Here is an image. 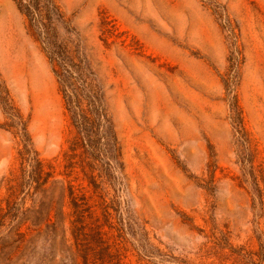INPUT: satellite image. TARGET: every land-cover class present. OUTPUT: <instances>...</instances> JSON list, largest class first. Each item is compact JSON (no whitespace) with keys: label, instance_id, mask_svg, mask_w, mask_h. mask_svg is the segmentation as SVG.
<instances>
[{"label":"rangeland","instance_id":"1","mask_svg":"<svg viewBox=\"0 0 264 264\" xmlns=\"http://www.w3.org/2000/svg\"><path fill=\"white\" fill-rule=\"evenodd\" d=\"M2 207L0 264H264V0H0Z\"/></svg>","mask_w":264,"mask_h":264},{"label":"trees","instance_id":"2","mask_svg":"<svg viewBox=\"0 0 264 264\" xmlns=\"http://www.w3.org/2000/svg\"><path fill=\"white\" fill-rule=\"evenodd\" d=\"M75 102L76 106L78 109L81 110L83 117H87L84 115V110L82 107V101L78 93L75 95ZM88 118V117H87ZM86 119V118H85ZM76 125V124H75ZM75 146V145H74ZM72 150H76V148L72 147ZM26 163H28L30 170H26L25 168ZM21 166H22V173L21 175L15 174V179L20 181L21 176L24 174H28L29 179L32 183H36L37 186L41 189L42 192H44L46 195L49 192V188L47 185L50 182V179L53 177L52 171H48L45 168V163L43 160L39 159L37 154L35 156H32V158H25L24 156L22 157L21 160ZM11 181V179H9ZM69 195L71 197H74V190L73 186H69ZM67 196V188L64 185L62 181V204L61 208L57 213H53L52 207L44 209V208H33L28 211V213L24 216L23 218V223H28V231H23L22 230V225H19L14 228L13 230V235L16 236L17 239H24L27 237L28 232L31 230H37L38 234L41 233L40 229L42 228L43 225H45V230H50V229H56L59 227V224L64 225L65 222V212H64V205H65V200ZM9 204V202H8ZM3 207L0 209L2 211ZM53 216L56 217V222H53Z\"/></svg>","mask_w":264,"mask_h":264}]
</instances>
